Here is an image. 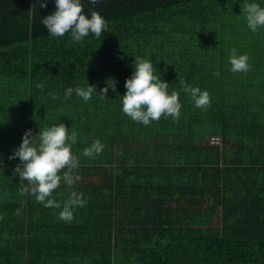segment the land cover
<instances>
[{"label": "trees", "instance_id": "1", "mask_svg": "<svg viewBox=\"0 0 264 264\" xmlns=\"http://www.w3.org/2000/svg\"><path fill=\"white\" fill-rule=\"evenodd\" d=\"M82 3L107 28L73 42L41 22L55 0H0V264H264V26L252 31L241 8L264 0ZM232 49L247 72L231 71ZM135 57L178 93V120L146 126L122 111ZM108 78L116 90L100 98ZM180 80L207 90L209 106ZM89 84V101L64 98ZM60 122L77 133L79 180L68 187L62 170L46 198L61 207L48 208L22 191L20 160L8 157L26 130ZM97 139L103 151L84 156ZM72 191L85 203L66 222Z\"/></svg>", "mask_w": 264, "mask_h": 264}, {"label": "clouds", "instance_id": "2", "mask_svg": "<svg viewBox=\"0 0 264 264\" xmlns=\"http://www.w3.org/2000/svg\"><path fill=\"white\" fill-rule=\"evenodd\" d=\"M99 0H89L95 6ZM55 10L42 18V24L53 37H63L70 33L73 42H80L89 33L99 38L102 32L106 31L105 18L98 11H91L90 16L84 11L82 0H55ZM40 7H47V0H39ZM242 14L246 16L248 27L256 31L258 26H264V7L258 3H244ZM237 50L232 49L229 56L231 71L247 72L249 70L246 54L237 55ZM135 69L130 78L125 82L126 93L122 95V111L134 121L148 125L150 121H158L162 115L170 116L178 120L181 104L179 95L173 91L168 94L169 83L161 80L153 71V62L135 57ZM219 76L220 73L216 72ZM184 91L190 93L196 107L206 108L210 104V96L207 90L202 91L199 87H192L180 80ZM43 87L42 84L37 85ZM111 88L116 90L114 78H108L105 86L99 91L100 98L108 97ZM96 90L94 85L85 87H69L65 91L64 98L70 99L73 92L84 101H89ZM53 98H58L55 93H49ZM71 143H68V141ZM77 142V133L72 131L68 135V127L60 122L50 128L34 132L33 129L25 131L22 143L15 149L8 159L17 157L20 163L16 166L14 173H19L20 183L27 181V186L22 189L30 192L36 197L37 202L44 203L48 208H60L61 205L50 197L55 189L60 186L61 171L63 180L68 187H71L74 180L79 176H73V171L79 167V161L72 154V145ZM103 145L97 139L90 147L84 149L83 155L91 157L93 154H100ZM23 165V168H21ZM84 200L82 193L72 191L71 196L64 202L63 210L59 213L61 220L70 222L73 219V209L77 206L83 207Z\"/></svg>", "mask_w": 264, "mask_h": 264}, {"label": "built area", "instance_id": "3", "mask_svg": "<svg viewBox=\"0 0 264 264\" xmlns=\"http://www.w3.org/2000/svg\"><path fill=\"white\" fill-rule=\"evenodd\" d=\"M209 140L211 143H216L219 141V136H216V135H212L209 137Z\"/></svg>", "mask_w": 264, "mask_h": 264}]
</instances>
